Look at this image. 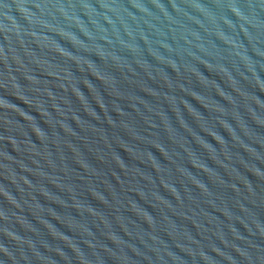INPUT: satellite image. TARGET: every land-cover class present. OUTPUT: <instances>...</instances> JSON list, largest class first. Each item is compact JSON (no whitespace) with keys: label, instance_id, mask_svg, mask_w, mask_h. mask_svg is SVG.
<instances>
[{"label":"water","instance_id":"95a60500","mask_svg":"<svg viewBox=\"0 0 264 264\" xmlns=\"http://www.w3.org/2000/svg\"><path fill=\"white\" fill-rule=\"evenodd\" d=\"M0 264H264V0H0Z\"/></svg>","mask_w":264,"mask_h":264}]
</instances>
